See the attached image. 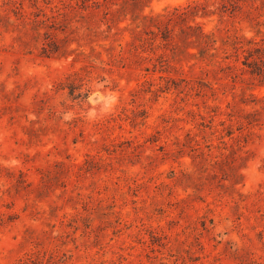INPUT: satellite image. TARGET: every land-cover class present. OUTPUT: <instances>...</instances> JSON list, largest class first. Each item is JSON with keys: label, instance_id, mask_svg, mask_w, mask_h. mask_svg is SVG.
Segmentation results:
<instances>
[{"label": "rangeland", "instance_id": "rangeland-1", "mask_svg": "<svg viewBox=\"0 0 264 264\" xmlns=\"http://www.w3.org/2000/svg\"><path fill=\"white\" fill-rule=\"evenodd\" d=\"M193 1L0 0V264H264V15L132 29Z\"/></svg>", "mask_w": 264, "mask_h": 264}, {"label": "trees", "instance_id": "trees-1", "mask_svg": "<svg viewBox=\"0 0 264 264\" xmlns=\"http://www.w3.org/2000/svg\"><path fill=\"white\" fill-rule=\"evenodd\" d=\"M250 5L251 11L253 9L260 10L264 15V0H195L186 7L177 8L174 12L169 13H144L143 10L132 11V29L138 39L144 43L152 41L158 36L162 37L163 43L167 45H177L176 38L179 35H186V39L193 43L194 46H200V53L202 56H210L212 59L218 53L220 45H218L219 38L216 36L215 31H208L205 29L202 22H197V32L195 37H189V30L193 27L188 23L189 18L195 19L197 16H210L212 14H218L219 20L224 21L227 14L241 10L245 5ZM120 14L127 15L126 7L119 8ZM187 21L186 27H181V32L176 33L171 23L177 18ZM257 24H260L258 21ZM258 32H263L261 28H258ZM146 33V35H145ZM244 38L232 34L223 36L222 42L224 45L231 44L234 48L239 49L244 47L243 42L248 39L249 42H253V38H249L243 35ZM136 46V45H135ZM258 51L263 49L262 46L256 47ZM183 51L186 54L193 55L194 53L184 48ZM252 50L250 49V52ZM253 54H249L252 56ZM229 57L228 55L226 58ZM260 57V56H259Z\"/></svg>", "mask_w": 264, "mask_h": 264}, {"label": "clouds", "instance_id": "clouds-1", "mask_svg": "<svg viewBox=\"0 0 264 264\" xmlns=\"http://www.w3.org/2000/svg\"><path fill=\"white\" fill-rule=\"evenodd\" d=\"M109 100H110V103H109V106H108V109H107L108 112H110L112 110V108L115 106V104H116V97L114 95H110ZM71 118H72V114H68V115H65L64 116V119L65 120H69ZM89 118L90 119L95 118V115L94 114H90L89 115Z\"/></svg>", "mask_w": 264, "mask_h": 264}]
</instances>
